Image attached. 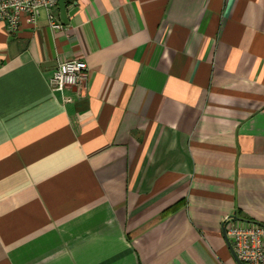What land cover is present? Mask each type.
Instances as JSON below:
<instances>
[{
    "label": "crops",
    "instance_id": "obj_1",
    "mask_svg": "<svg viewBox=\"0 0 264 264\" xmlns=\"http://www.w3.org/2000/svg\"><path fill=\"white\" fill-rule=\"evenodd\" d=\"M64 1L61 29L0 23V264H238L225 218L264 224V0ZM71 59L87 89L52 92Z\"/></svg>",
    "mask_w": 264,
    "mask_h": 264
},
{
    "label": "built area",
    "instance_id": "obj_2",
    "mask_svg": "<svg viewBox=\"0 0 264 264\" xmlns=\"http://www.w3.org/2000/svg\"><path fill=\"white\" fill-rule=\"evenodd\" d=\"M41 11L46 13L51 28L63 27L58 0H0V23L10 34H15L22 18L35 26ZM88 71L83 59L61 61L49 80V88L52 92L63 93L66 88L73 87L83 94L87 89ZM69 101V97H63V102ZM223 226L234 253L243 264H264V224L227 216Z\"/></svg>",
    "mask_w": 264,
    "mask_h": 264
},
{
    "label": "water",
    "instance_id": "obj_3",
    "mask_svg": "<svg viewBox=\"0 0 264 264\" xmlns=\"http://www.w3.org/2000/svg\"><path fill=\"white\" fill-rule=\"evenodd\" d=\"M58 8H59V14H60V19L63 23H67L68 22V19H67V6H66V3L64 0H58ZM225 234V233H224ZM225 238H226V241L234 255V257L236 258L238 264H243L237 257V255L234 253L233 249H232V246H231V243L230 241L228 240L226 234H225Z\"/></svg>",
    "mask_w": 264,
    "mask_h": 264
}]
</instances>
